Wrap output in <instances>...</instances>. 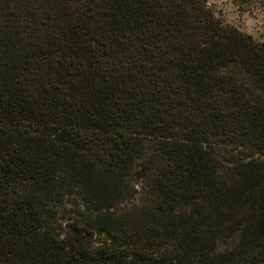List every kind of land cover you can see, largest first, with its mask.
Instances as JSON below:
<instances>
[{
	"label": "trees",
	"instance_id": "16d2710c",
	"mask_svg": "<svg viewBox=\"0 0 264 264\" xmlns=\"http://www.w3.org/2000/svg\"><path fill=\"white\" fill-rule=\"evenodd\" d=\"M0 264H264V41L208 0H0Z\"/></svg>",
	"mask_w": 264,
	"mask_h": 264
},
{
	"label": "rangeland",
	"instance_id": "374dc122",
	"mask_svg": "<svg viewBox=\"0 0 264 264\" xmlns=\"http://www.w3.org/2000/svg\"><path fill=\"white\" fill-rule=\"evenodd\" d=\"M224 22L264 41V0H208ZM140 182H137L139 186Z\"/></svg>",
	"mask_w": 264,
	"mask_h": 264
}]
</instances>
